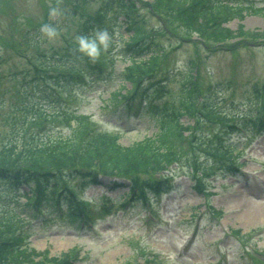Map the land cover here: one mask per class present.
<instances>
[{"label": "rangeland", "instance_id": "rangeland-1", "mask_svg": "<svg viewBox=\"0 0 264 264\" xmlns=\"http://www.w3.org/2000/svg\"><path fill=\"white\" fill-rule=\"evenodd\" d=\"M137 1L131 16L159 50L156 74L143 84L149 85L162 77L163 88L151 104L170 113L169 117L160 118L159 124L171 147L180 155L179 162L168 166L162 174L154 173L153 178L161 175L173 178V191L155 197V220L146 219L145 211L139 206L127 212L111 206L113 211H118L101 219L94 216L97 220L93 226L71 225L57 219L42 225L35 220L29 226L24 247L34 250L37 259L46 252L50 258L69 257L74 264H264V134L258 135L249 122L232 121L256 113L264 117V39L242 36L219 43L199 38L180 19L164 15L153 5V0ZM101 2L0 0L1 146L21 140L17 133L12 134L23 124L17 105L24 96L19 95L18 86L30 81L23 77L26 70H32L29 61L17 52L24 49L23 34L36 27L38 33L48 21L53 24L60 33L58 39L49 41L40 31L26 49L27 55H50L75 41L80 35L81 20L92 16ZM252 3L256 9L264 8V0H252ZM51 7L62 10L55 21L49 17ZM224 26L235 35L239 26L246 32H262L264 12H248L243 19H229ZM124 29L123 40L127 41L133 32ZM110 56L106 54L107 61ZM114 58L113 78L96 80L90 88L63 91L69 95V109L91 115L104 131L120 134L122 146L134 145L145 138L157 140L159 117L155 113L126 118L120 114L126 110L114 112L110 108L114 93L129 87L117 76L130 64L129 60L113 55ZM178 62H182L180 69ZM107 65L110 71L111 64ZM189 81L191 84L187 85ZM254 89L259 91L258 96ZM190 102L193 106L187 107ZM54 110L39 107L37 111L49 114ZM25 117L26 124L28 118L35 119L33 114ZM41 120L32 122L31 126L39 138L33 134L22 138L28 136L39 141L44 128L50 139L67 136L68 129L58 122ZM230 122L234 127L224 129ZM238 135L241 137L237 138ZM227 146L238 151L234 157L238 163L237 175L226 172L224 164L213 162V150L219 153L215 157L218 161ZM202 167L207 168V174L199 176ZM71 185L86 201L98 203L92 207L95 213L103 209L99 207L102 196L117 202L123 201L121 195L126 192V187L112 192L100 185L89 189H82L76 181ZM26 229L24 226L23 231Z\"/></svg>", "mask_w": 264, "mask_h": 264}, {"label": "trees", "instance_id": "trees-1", "mask_svg": "<svg viewBox=\"0 0 264 264\" xmlns=\"http://www.w3.org/2000/svg\"><path fill=\"white\" fill-rule=\"evenodd\" d=\"M137 3V0L135 3L128 0H102L92 16L81 20L80 35H88L96 29H107L109 32L119 29V39L122 41L119 49H110L95 62L76 51L75 41L50 55H27V46L40 35V31L35 33L39 30L36 27L23 34L24 49H17V52L29 61L32 70H26L23 77L30 81L27 84L22 82L18 86L19 95L24 96V100L17 105L22 112L19 118L23 120V124L14 129L12 134L17 133L16 136L21 140L8 146L0 144V264H72L69 257L50 258L46 252L40 253V259H37L34 250L22 248L25 237L29 235L27 232H30L29 226L34 220L48 224L49 221L57 219L79 226L84 219L89 218L92 206L78 195L75 186L71 185L72 181L79 182L82 189L96 185H105L111 190L126 187L128 191L122 202L109 205V200L103 199L106 201L102 202L103 206L119 203L118 206L123 211L139 206L150 211L152 217L154 215L151 208L147 206H151L153 195L167 192L171 188L169 179L153 178L154 173H163L169 165L178 161L180 155L171 147L165 130L159 124L160 118L169 117L170 113L165 111L166 108L157 109L151 104L153 96L161 91L162 77L149 85L143 84L145 79L156 74L159 50L148 40L149 34L145 35L140 31L138 23L131 16ZM152 3L164 15L180 19L199 38L216 40L219 43L242 36L248 39H264V30L246 32L239 26L238 35H235V32L224 26L229 19L241 20L248 12H262L261 8L254 7L252 0H153ZM77 4L79 6L80 2ZM123 27H126V32H133L127 41L123 40ZM153 34L155 36V32ZM106 54H114L130 61L123 73L117 74L130 88L124 89L123 93H114L110 108L114 112L126 110L125 113L120 112L126 118L139 113L146 117L155 113L159 117L157 124L160 125L157 140L145 138L134 145L122 146L119 143V134L102 130L91 115L78 113L66 106L69 95L63 92L65 89H86L96 80L113 78L114 59L110 56V61H107ZM107 63L111 64L110 71H106ZM150 86L155 87L151 90ZM258 93L255 92L257 96ZM191 102L187 107L190 104L193 106ZM39 107L55 110L54 113L46 114V111L42 113L43 109H40L42 112L38 113ZM187 107L186 110L189 111ZM32 114L35 119L28 118L26 124L25 116ZM36 120L44 123L56 121L69 132L66 137L50 139L44 128L43 138L39 141L30 137L29 140L28 136L22 138L28 134L39 138L31 130L32 122ZM250 120L257 134H263L262 114L257 113ZM224 127L231 129L234 125L227 123ZM224 151L223 158L216 161L215 157H219V153H214L213 150V162L235 170L233 151L228 147ZM200 173L201 176L207 174V168L202 167ZM147 175L149 177L144 178ZM198 181L199 177L196 176V182ZM24 226L27 231H23Z\"/></svg>", "mask_w": 264, "mask_h": 264}, {"label": "clouds", "instance_id": "clouds-1", "mask_svg": "<svg viewBox=\"0 0 264 264\" xmlns=\"http://www.w3.org/2000/svg\"><path fill=\"white\" fill-rule=\"evenodd\" d=\"M59 2V0H58ZM62 15V10L59 7H51L49 17L53 21ZM43 37L49 41H54L59 38V31L53 24H44L40 28ZM120 32L119 29H113L109 32L107 29H96L88 35H78L75 37L77 45L76 51L90 61H97L103 53H107L110 49L118 50ZM182 67V62L177 63V69Z\"/></svg>", "mask_w": 264, "mask_h": 264}]
</instances>
